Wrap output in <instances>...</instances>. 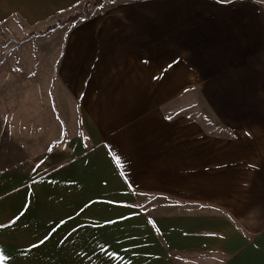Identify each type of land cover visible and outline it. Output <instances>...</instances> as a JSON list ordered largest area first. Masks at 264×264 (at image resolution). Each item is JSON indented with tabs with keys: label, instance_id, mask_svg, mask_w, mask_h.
I'll list each match as a JSON object with an SVG mask.
<instances>
[{
	"label": "crops",
	"instance_id": "obj_1",
	"mask_svg": "<svg viewBox=\"0 0 264 264\" xmlns=\"http://www.w3.org/2000/svg\"><path fill=\"white\" fill-rule=\"evenodd\" d=\"M97 3L0 0V24L83 10L58 78L87 135L54 147L49 112L15 110L11 131L0 126L13 149L0 161V264H100L62 236L64 221L101 200L132 204L134 193L188 207L155 220L173 250L203 264H264V1ZM196 97L213 126L166 111L197 108ZM67 144L70 155L54 157ZM53 246L55 261L45 255ZM68 246L80 254L68 259Z\"/></svg>",
	"mask_w": 264,
	"mask_h": 264
},
{
	"label": "rangeland",
	"instance_id": "obj_2",
	"mask_svg": "<svg viewBox=\"0 0 264 264\" xmlns=\"http://www.w3.org/2000/svg\"><path fill=\"white\" fill-rule=\"evenodd\" d=\"M102 1L98 0V4L105 6L118 0ZM83 13V10H70L69 14L50 17L38 23H28L17 14L0 24L1 127L11 131L12 112L15 110L38 114L49 112L52 117L46 123L47 126L52 124L54 147L59 146L62 139L71 138L72 135L87 140L81 117L79 118L78 104L58 78L65 35L74 25V16H82ZM65 18L67 19L63 20ZM196 99L199 103L197 108L181 109L184 104H189V101H181L180 104L168 107L166 111L174 114L179 110L182 114L198 119L201 125L213 126L212 122L215 121L210 118L208 108L197 97ZM38 121L45 122L44 119ZM6 133L2 143L0 139V161L11 163L12 137ZM69 147L70 144H67L64 148H58L54 157H66L70 153ZM84 210L85 214L68 216V220L64 221L68 222L67 227H64L68 231L62 236L66 233L69 243H83L86 255L101 256L100 264H203L202 258L196 255L179 253L170 248L156 228V218L188 211V207H183L173 198L155 193H134L132 204L118 206L101 200L99 207L95 204L91 209L86 207ZM78 250L80 254L81 247L68 246L67 258L76 255ZM57 251L55 246L52 249L46 248L45 255L55 261L59 254Z\"/></svg>",
	"mask_w": 264,
	"mask_h": 264
},
{
	"label": "trees",
	"instance_id": "obj_3",
	"mask_svg": "<svg viewBox=\"0 0 264 264\" xmlns=\"http://www.w3.org/2000/svg\"><path fill=\"white\" fill-rule=\"evenodd\" d=\"M105 0H103L102 2H104ZM115 0H110V2H114ZM117 1V0H116ZM97 5H100L97 3ZM81 17V14H77L76 16H74V18L72 19V24H74L79 18Z\"/></svg>",
	"mask_w": 264,
	"mask_h": 264
}]
</instances>
